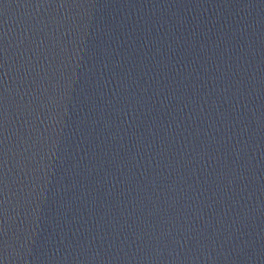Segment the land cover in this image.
Wrapping results in <instances>:
<instances>
[{"label":"water","instance_id":"obj_1","mask_svg":"<svg viewBox=\"0 0 264 264\" xmlns=\"http://www.w3.org/2000/svg\"><path fill=\"white\" fill-rule=\"evenodd\" d=\"M0 264H264V0H0Z\"/></svg>","mask_w":264,"mask_h":264}]
</instances>
